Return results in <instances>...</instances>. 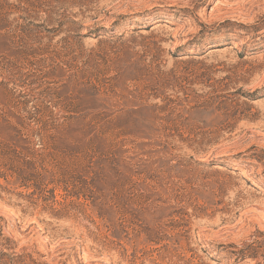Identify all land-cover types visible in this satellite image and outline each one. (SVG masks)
Returning <instances> with one entry per match:
<instances>
[{
  "label": "rangeland",
  "instance_id": "1",
  "mask_svg": "<svg viewBox=\"0 0 264 264\" xmlns=\"http://www.w3.org/2000/svg\"><path fill=\"white\" fill-rule=\"evenodd\" d=\"M0 264H264V0H0Z\"/></svg>",
  "mask_w": 264,
  "mask_h": 264
}]
</instances>
